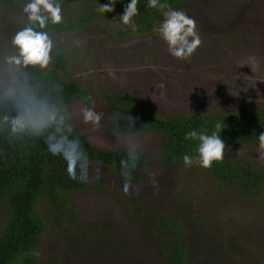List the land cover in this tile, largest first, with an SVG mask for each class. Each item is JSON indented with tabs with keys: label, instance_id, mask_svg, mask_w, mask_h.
Segmentation results:
<instances>
[{
	"label": "rangeland",
	"instance_id": "1",
	"mask_svg": "<svg viewBox=\"0 0 264 264\" xmlns=\"http://www.w3.org/2000/svg\"><path fill=\"white\" fill-rule=\"evenodd\" d=\"M28 2L0 4V86L16 73L11 33L25 18ZM56 2L64 21L76 14L91 17L50 39L68 60L62 74L81 83L89 108L102 114L93 125L84 122L82 107L64 110L93 145H156L154 135L112 138L102 131L98 93L105 89L134 96L161 115L264 107V0H186L170 6L196 20L202 43L187 60L173 57L155 31L168 8L156 14L147 33L135 36L133 20L125 25L119 13ZM225 153L264 170L259 142L230 143ZM151 167L147 181H127V189L126 180L104 166L86 167L87 182L98 189L69 193L80 225L65 221L64 231L44 233L34 251L39 264H161L163 243L175 237L168 227L173 221L182 225L184 264H264V197L251 200L222 189L195 160L190 167L178 164L166 171Z\"/></svg>",
	"mask_w": 264,
	"mask_h": 264
},
{
	"label": "trees",
	"instance_id": "2",
	"mask_svg": "<svg viewBox=\"0 0 264 264\" xmlns=\"http://www.w3.org/2000/svg\"><path fill=\"white\" fill-rule=\"evenodd\" d=\"M19 1L0 0V4L12 6ZM62 1L97 9L109 2ZM160 2L172 6L186 0ZM128 3L130 0H116L114 11L105 14H122ZM147 5L148 0H138V14L133 17L131 30L135 36L144 35L148 27L156 25L155 16L160 10ZM90 21L89 15L76 14L72 21L62 20L59 24L49 21L45 29H40L29 25L26 15L11 36L28 26L47 31L49 37L68 34ZM50 57L46 67L25 64L16 46V73L0 86V264H39L34 251L44 233L64 231L65 221L76 227L80 225L77 209L68 196L73 191L98 189V185L93 187L87 182L86 167L104 166L126 181L145 182L150 177L151 166L166 171L183 165L184 155L196 161L199 141L185 138L192 130L211 135L220 124V137L226 146L259 142L258 135L264 131V107L161 115L136 97L110 88L98 93L104 108L102 131L112 138L154 135L156 145L103 149L93 145L82 129L68 122L66 107H89L91 100L81 83L62 74L68 60L57 43H53ZM49 145L59 149L53 152ZM72 152L69 160L67 154ZM203 169L228 192L251 200L264 197V170L231 159L225 150L223 160L213 161L211 168ZM168 227L175 237L163 243L161 264H184L182 225L173 221Z\"/></svg>",
	"mask_w": 264,
	"mask_h": 264
},
{
	"label": "clouds",
	"instance_id": "3",
	"mask_svg": "<svg viewBox=\"0 0 264 264\" xmlns=\"http://www.w3.org/2000/svg\"><path fill=\"white\" fill-rule=\"evenodd\" d=\"M116 0H109L107 4H100V12L114 11ZM138 0H130L119 19L125 25L131 24L133 17L138 14ZM149 8L163 10L164 20L155 31L167 43L169 53L182 60L189 59L195 50L201 45L202 41L197 32L196 20L188 16L182 10H174L170 6L161 3L160 0H148ZM24 13L27 15L29 25H37L40 29H45L48 22L59 24L62 22V14L60 4L56 0H29L23 7ZM12 43L20 49V55L24 59V63L40 64L46 67L51 60L50 52L53 48V42L47 31H37L32 26L25 27L18 31L13 37ZM19 63V60L16 61ZM111 74V72H110ZM163 87V84L160 85ZM83 120L85 123L91 122L93 125H99L102 114L94 111L93 108L85 107L82 109ZM134 123V121H132ZM23 126L22 124L20 125ZM222 127L216 125V131L211 135L198 133L192 130L186 133V139H194L199 141L197 148L198 157L196 162L200 167L208 169L212 167L213 161H221L224 158L225 142L221 139ZM259 149L261 155H264V131L258 135ZM50 150L56 152L59 148L56 145H49ZM72 153L67 156L71 160ZM183 163L186 166H192L194 159L189 155L183 156ZM126 168V163L121 162ZM72 168V164H69ZM127 175V173H125ZM125 189L129 187L126 181Z\"/></svg>",
	"mask_w": 264,
	"mask_h": 264
}]
</instances>
